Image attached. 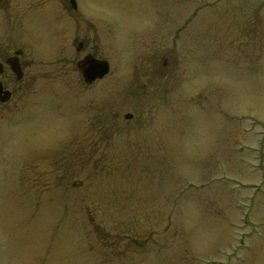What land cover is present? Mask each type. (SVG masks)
Wrapping results in <instances>:
<instances>
[{"label": "rangeland", "instance_id": "374dc122", "mask_svg": "<svg viewBox=\"0 0 264 264\" xmlns=\"http://www.w3.org/2000/svg\"><path fill=\"white\" fill-rule=\"evenodd\" d=\"M61 1L0 2L44 67L0 119V264H264V0H76L91 88Z\"/></svg>", "mask_w": 264, "mask_h": 264}, {"label": "flooded vegetation", "instance_id": "af4514ba", "mask_svg": "<svg viewBox=\"0 0 264 264\" xmlns=\"http://www.w3.org/2000/svg\"><path fill=\"white\" fill-rule=\"evenodd\" d=\"M2 1L4 2V0H0V2ZM64 2L65 0L61 1V7L57 3L51 8L52 13L51 16L49 15L50 18L43 16L47 19V29L51 30L54 34L58 32L57 34L63 36L62 40H64L66 35L71 34L70 31H73L66 26V24L68 25L66 20L62 22V25H59V23L55 25L56 22H54L57 18H62L63 15L61 14H63V12L68 11ZM69 3L70 8L74 10V23L77 24V26L75 25L77 31L73 38L72 45H75L78 58L73 62L76 72L80 77L81 84L85 87L91 88L95 86L97 82L102 81L109 76L111 65L107 59L100 57L95 51H93V49L89 48V31H85L82 27L84 19L78 10V3L76 0H69ZM30 9L32 10V8ZM31 10L28 9L27 13L33 15V10ZM10 13H12L11 16L10 14H2V12H0V119L3 118L4 114L13 117V114L18 113V108L22 105L24 98L27 99L34 92L36 83H39L40 77L42 76L41 71L39 70L44 68L42 67V69H38L35 67V53L31 48V39L34 37V34H36L35 28L40 27L34 26L33 18L19 15L18 12L14 13L12 9L10 10ZM46 13L50 14L47 11ZM14 14H16V16ZM17 24L21 26V29L18 32L23 34L20 46H18L19 40H16L18 38H15L17 33L13 35V31H16L13 29V26ZM48 30L45 32L47 33ZM59 48L60 49L58 50H66L62 45H60ZM92 59L108 62L109 71L103 78H97L92 82H88L85 79L84 70L88 67L87 62ZM40 85H44L43 82ZM127 115H131V118H127ZM133 117L134 116L131 113L124 115L125 120H132Z\"/></svg>", "mask_w": 264, "mask_h": 264}, {"label": "water", "instance_id": "95a60500", "mask_svg": "<svg viewBox=\"0 0 264 264\" xmlns=\"http://www.w3.org/2000/svg\"><path fill=\"white\" fill-rule=\"evenodd\" d=\"M87 65L88 67L84 70V76L88 82L103 78L109 71V64L106 61L92 59L87 62ZM127 118H131V115H127Z\"/></svg>", "mask_w": 264, "mask_h": 264}]
</instances>
